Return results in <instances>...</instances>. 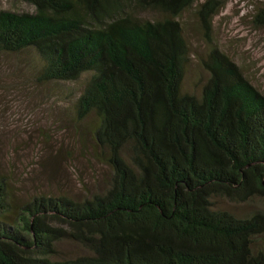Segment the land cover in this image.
Returning <instances> with one entry per match:
<instances>
[{
	"label": "trees",
	"instance_id": "1",
	"mask_svg": "<svg viewBox=\"0 0 264 264\" xmlns=\"http://www.w3.org/2000/svg\"><path fill=\"white\" fill-rule=\"evenodd\" d=\"M22 1L0 9V52L31 51L39 84L88 73L70 110L108 175L12 209L0 171V264H264V95L212 46L215 0ZM190 8L211 44L198 96L181 91ZM62 239L86 254L55 259Z\"/></svg>",
	"mask_w": 264,
	"mask_h": 264
},
{
	"label": "rangeland",
	"instance_id": "2",
	"mask_svg": "<svg viewBox=\"0 0 264 264\" xmlns=\"http://www.w3.org/2000/svg\"><path fill=\"white\" fill-rule=\"evenodd\" d=\"M260 1L215 0L218 8L209 21V38L212 46L233 61L264 95V30L251 21L253 8ZM0 9L20 12L31 7L22 0H0ZM180 21L189 47L181 91L198 96L207 77L198 60L206 56L211 44L192 8L182 13ZM36 67L31 51L0 52V171L11 175L8 199L12 209L24 206L23 202L41 190L51 195L66 191L79 198L83 195L80 178L85 186L95 187L108 175L87 142L90 117L77 122L70 110L73 96L82 89L88 73L70 82L39 84L34 80ZM215 203L234 213L251 208L250 204L222 198ZM55 247V259L59 260L86 254L84 248L68 239L57 241Z\"/></svg>",
	"mask_w": 264,
	"mask_h": 264
}]
</instances>
